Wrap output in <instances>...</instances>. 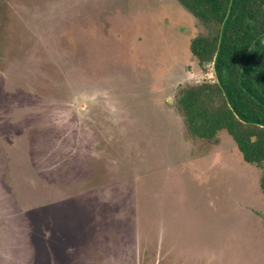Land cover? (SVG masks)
<instances>
[{
  "label": "rangeland",
  "instance_id": "obj_1",
  "mask_svg": "<svg viewBox=\"0 0 264 264\" xmlns=\"http://www.w3.org/2000/svg\"><path fill=\"white\" fill-rule=\"evenodd\" d=\"M178 0H0V264H264L262 169L193 137L214 80Z\"/></svg>",
  "mask_w": 264,
  "mask_h": 264
},
{
  "label": "trees",
  "instance_id": "obj_2",
  "mask_svg": "<svg viewBox=\"0 0 264 264\" xmlns=\"http://www.w3.org/2000/svg\"><path fill=\"white\" fill-rule=\"evenodd\" d=\"M200 22L191 50L215 79L181 86L175 105L189 133L217 143L227 131L262 169L264 192V0H178Z\"/></svg>",
  "mask_w": 264,
  "mask_h": 264
}]
</instances>
